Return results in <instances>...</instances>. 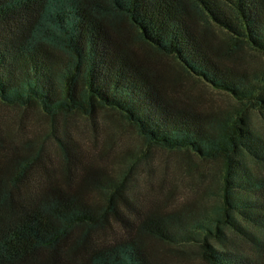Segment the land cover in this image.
<instances>
[{"label": "trees", "instance_id": "trees-1", "mask_svg": "<svg viewBox=\"0 0 264 264\" xmlns=\"http://www.w3.org/2000/svg\"><path fill=\"white\" fill-rule=\"evenodd\" d=\"M255 55L264 57V0H0V107L46 120L30 137L20 118L0 124V264H169L192 254L264 264V135L250 117L264 125V64ZM98 112L101 126L119 118L147 147L185 155L197 197L138 212L125 177L65 144L68 118L94 126ZM48 137L59 164L44 153ZM211 162L219 180L198 165ZM228 235L255 255L227 249Z\"/></svg>", "mask_w": 264, "mask_h": 264}, {"label": "rangeland", "instance_id": "rangeland-1", "mask_svg": "<svg viewBox=\"0 0 264 264\" xmlns=\"http://www.w3.org/2000/svg\"><path fill=\"white\" fill-rule=\"evenodd\" d=\"M254 62L264 64V57L255 55ZM188 80L190 84L194 85L192 86L193 90L199 91L201 83L194 79ZM210 95L221 106L231 104V100L224 95L215 92H211ZM103 114L97 115L94 126L82 116L68 118L65 121L68 128V139H66L65 144L70 150H73L76 156L82 154L88 163L94 162L110 170L117 177H125L128 180L127 195L138 212L148 211L155 204H159L165 210H172L180 206L181 203L197 197L199 192H196L199 188L189 183L187 176L182 171L184 170L182 165L185 155L147 147L134 130L119 118H116V122L111 127H106L108 124L105 125L104 122L101 123L103 125L101 126L100 120H103ZM39 115L37 109L22 113L20 108L0 107V124L4 126L6 122L12 121V118H20V129L22 128L25 137H30L46 126V120L39 122ZM250 117L252 126L264 135V125L258 114L250 113ZM58 122L63 124L64 120L59 118ZM12 124L14 125L13 129L19 128L14 123ZM58 136L61 138V132H58ZM43 145L46 156L48 155L55 164H59L61 159L56 150V141L48 137ZM191 158L193 162H198L194 157ZM128 159H133L132 167L128 164ZM198 165L201 170H214L215 178L219 180L218 175H216L217 171L219 172L217 162L205 164L207 168L204 167V163ZM173 186L175 187L173 197L164 203ZM94 198L98 201L101 199L97 194ZM228 236L227 249L247 255H255L254 249L251 248L247 240ZM168 262L169 264H202L198 256L194 254L187 260L169 256Z\"/></svg>", "mask_w": 264, "mask_h": 264}]
</instances>
